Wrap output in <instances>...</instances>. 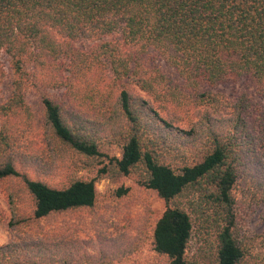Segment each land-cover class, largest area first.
Masks as SVG:
<instances>
[{"label":"trees","instance_id":"1","mask_svg":"<svg viewBox=\"0 0 264 264\" xmlns=\"http://www.w3.org/2000/svg\"><path fill=\"white\" fill-rule=\"evenodd\" d=\"M2 56L12 78L11 94L0 102V180L21 181L34 201L29 220L91 210L99 197L95 178L56 187L19 168L16 134L33 120L27 98L35 91L46 129L76 153L105 156L99 129H111L121 146L110 161L115 174L140 173V184L166 204L152 244L169 264H191L195 220L176 205L189 190L201 194L216 227V264H264V223L251 248L239 234L234 192L254 150L250 113L258 110L248 96L233 102L213 92L244 82L264 99V0H0V80ZM134 87L164 114L134 97ZM167 112L183 121L201 116L185 130ZM154 124L191 140L170 145ZM250 193L264 212V182ZM44 250L37 243L0 247V264H40Z\"/></svg>","mask_w":264,"mask_h":264},{"label":"rangeland","instance_id":"2","mask_svg":"<svg viewBox=\"0 0 264 264\" xmlns=\"http://www.w3.org/2000/svg\"><path fill=\"white\" fill-rule=\"evenodd\" d=\"M1 67L5 75L0 80V102L11 94L12 71L6 56L1 57ZM162 70L174 80L175 85L182 84L173 69L162 64ZM213 92L222 93L233 102L241 96H248L252 100V108L258 110L250 113L254 150L234 191L240 237L250 240L251 248H257L256 240H259L263 229L264 212L256 205L250 192L260 190L264 182V128L260 126L264 124V116L262 120L255 116L258 112L264 114V99L244 82L219 86ZM51 95L64 100L59 92H52ZM133 95L164 114L158 104L139 88L134 87ZM39 98L35 91L28 94V104L34 117L30 126L24 124L18 127L19 168L32 178L56 187H65L76 179L95 178L98 180V202L91 210L53 215L40 221L29 220L34 201L21 181L17 178L0 180V247L13 243H37L39 248H45L38 260L40 264H169L165 257L153 250L152 244L155 224L165 211L166 204L154 191L140 184V173L134 172L129 176L115 174L110 161L121 156V146L111 136V129H99L98 140L102 143L105 156L90 158L80 155L57 141L46 129ZM137 101L142 104L141 100ZM69 109L72 110V106L69 105ZM166 115L176 128L185 130H190L193 122H199L201 116L198 114L191 121H183V115L174 116L172 112ZM154 128L158 135L175 147L191 140L177 129L157 124ZM104 168L108 169L107 174L103 173ZM121 189L127 190L123 196L119 194ZM176 205L187 210L195 220L187 250L190 263L216 264V227L201 194L189 190L177 200Z\"/></svg>","mask_w":264,"mask_h":264}]
</instances>
